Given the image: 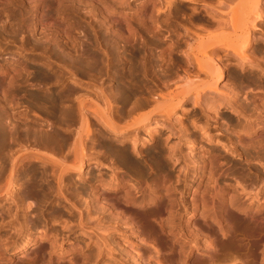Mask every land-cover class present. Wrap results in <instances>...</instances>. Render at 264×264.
<instances>
[{"label": "bare ground", "instance_id": "bare-ground-1", "mask_svg": "<svg viewBox=\"0 0 264 264\" xmlns=\"http://www.w3.org/2000/svg\"><path fill=\"white\" fill-rule=\"evenodd\" d=\"M11 1H16V0H11ZM11 1L10 0H0V13L2 12L5 13L7 9L12 10V7L15 4L14 2H12L14 4L13 5ZM56 1L61 6V3L63 2V0H56ZM107 1L102 2V4L104 3L103 4L104 6L102 7L103 10L101 11L99 10L100 14L98 15H96L95 13L96 5L94 6L93 5L94 3L93 4L90 3V4L95 7V10L92 9L94 8L93 6L91 7V10H90V8H88L89 5L87 7L88 3L87 4L85 3L86 7L85 6L84 7L90 10L89 15H91L90 18H92L94 22L99 21L100 23H102V21H104L106 23H111V24L114 23V25L117 23L118 24L123 23L125 27L127 28V31H129L128 33L130 34L131 41H133L132 42L133 45L132 46L130 45L132 43L129 42L130 40L129 38H128L129 40L127 38L125 39L126 43L129 42V45L133 48L134 56H136L137 58V55H138L137 53L140 52L138 48L139 46L137 47V45H139L137 44V41H139L138 39L141 38L145 40L144 37L151 34V32L153 31V30L151 31V29L154 28V27H150L149 20L152 19L153 22H155L154 21L155 19H153V17L154 16L159 17V15L162 13H165L167 9L165 8L166 10L165 11L163 9H156L157 8L155 7L156 5L150 6L151 3L154 4L155 0H107ZM156 1H159V0H156ZM164 1H166L167 4L166 3L165 4L167 5L166 7H168V9H172L173 6L176 7V0H164ZM185 1L193 3L192 2L193 0H183V2ZM221 1L222 0H220V2ZM46 2H48V0H26V3L28 5L24 6L25 3H23V4H17L14 7H17L19 11H21L22 22H24L25 24L24 26L27 29V32H30L32 34V38H34L35 41L36 40L40 42L45 41L47 45L49 43H54V44L59 45V40L60 41L62 40L65 43L62 46L59 45L60 47H58L61 53L64 54V52L66 53L67 50L69 54L71 53L70 51H75L76 53V50L78 49L76 47L78 45L77 46L75 44L73 46L69 45L70 40L74 38L72 34L73 35L75 34L71 30L73 28H71V25L69 26V24H68L69 27H67L66 24H63V25H66L63 27L64 28L63 29L60 26H57L55 22L52 21V18L50 20L49 19V16H50L49 8L51 9L50 7L51 5H48L49 6L48 8ZM70 2L72 4L75 2V0L70 1ZM91 2L93 1L91 0ZM225 2L228 5L233 4V6H230L229 10L227 8L228 11L223 10V9L221 11L219 10V13L221 12L223 13V15L227 14V18L229 16L228 20L225 17L222 18L218 15L220 17L219 18L218 16H216L217 11H218L217 9L220 8V7H217L220 4L219 2H218L219 4L217 3L218 5L216 6L217 9H215V7L211 5L212 9L210 8L208 9V11L206 10L207 11L206 15L208 12L210 14L212 13L210 16L212 21L216 20V21L221 22V20L225 18L223 22L227 23L226 27H225V24L222 25L223 23L222 24L219 23V24H216V27L218 25L219 29L221 27V30H215L216 28H214L212 30H215V31H212L210 29L213 28L212 25H215V24H212L211 25L212 27L207 30H206L207 24H205L204 29L206 30V32L208 31L207 35H205L206 34L205 31H203L204 34H201V32L198 31L197 33V30L196 32L195 30H193L195 36L199 38V40L197 39L198 41L195 40L197 42L196 43L197 45L194 43L193 39H192L193 43L190 40L191 44L189 42L182 44L180 40H179L180 42H170V43L165 44L166 46L164 47V51H166L167 53L169 52L170 59L173 57L172 59L174 60L176 56L178 57L177 60L180 59L177 62H181V64L179 63L178 69H181L180 71L183 72L182 76L179 75L180 72L178 73L177 70L171 71L169 70L170 67H168L167 70L164 71L163 77L159 78V82L158 80L154 81L156 82L154 84L155 87H152V86L150 87L148 86V84L139 83V81L137 80V77L141 76L142 74L140 73L141 74L140 75L139 73H137L138 72L137 70H136L137 72L135 71L136 73H134L133 75L131 74L132 75L131 79L133 77V81L131 79L130 81L133 82V85L131 87L129 85L130 92L126 93V95L128 94L126 96V99L129 100L133 98V102L131 106L127 107L128 106V105L126 106L127 103L121 104L120 106H118L117 102L121 100V96H120V99L116 102L117 104L115 106L111 105L112 104L111 101L108 104L109 99L107 98L110 95L108 96L107 93L105 92L106 93L105 97L103 96L101 98H104V100L107 99L106 104H108L109 106L105 109L103 105V109H101L102 107L101 108L99 107L98 109L99 105L102 106L101 105L102 103H101L95 106L98 110L90 109L94 106L93 105L94 103L91 104V106L92 105L93 106L90 107L89 104L87 103L88 101H85V99H81L80 97L81 96L83 97L84 93L83 95L78 96L79 99L77 100L74 99L75 97L73 98V96L76 95L75 91L78 92V89L71 90L69 88L70 92H74V95L72 96V98L73 100H76L77 103L76 101H74L76 104H73V105L71 104L72 106L70 105V107L68 106V108L64 106L66 107V109L62 108L64 111L61 110V108L58 105V107L60 108L58 109L63 112L62 114V112L60 111L62 116H59V117H62V118L65 117L67 122L69 121L68 124L72 122L79 123L78 130L80 129V131L76 132L75 134L73 133L74 135L70 132L72 128V127L71 128L69 127L71 126L70 124L68 126L69 129L64 130V129L57 127L58 129H54L55 131L53 133L50 132L51 134H46L44 136V133H39L41 132V129L39 128L41 127V125L42 126L44 125L41 124L39 126L40 123L38 124L37 120L36 121H34L33 119L30 120L29 116H30L31 111L29 113L27 110V113H28L27 114L25 111H21L20 109L10 110V109H7V106L3 102V104L6 106V107L4 106L3 109L5 108L6 112L2 109V107H1V110L6 113L5 116L8 118L9 122L14 124V126L17 128H21V126H25V128H27L28 130L26 129L27 134L25 133L24 134L27 137L34 136V138L33 137L32 138L34 139V143L37 146L35 148L37 149H33L34 147H29L27 149L25 148L22 149L23 148L22 147L21 148L22 150L13 149L12 146L15 145L16 147V145H19L21 141L23 144L22 137L21 139H19L20 137L17 138V136L16 138H14L15 137L14 134H12L14 135V137L11 134L10 136L6 130L7 126L6 127L4 126L7 123L4 124L3 121L2 123H0V208L4 209L3 211H5V208H7L6 206H9L6 204H10L12 209L15 208V210H13V213L11 212L9 213V211L11 210V207L8 208L6 210V211L9 210L7 212L8 215L7 213L3 212L6 215L4 216L5 218L6 217L11 218V219L9 218L10 219L9 221L7 219H6L7 221L4 220L5 219L4 217H3L4 219L3 220L1 219L2 221H0V264H2L3 261H6V264H13V261H15V256L19 253H20V258L30 260L33 264H36V263L38 264H59L60 259H62L63 257L67 255V254L61 253L56 259L54 258L45 259L46 258L44 256L45 254L43 253V256L45 257L43 258L42 256H40V252H42L45 246H47L51 251H53L56 247L58 248L60 244L59 238L62 237L61 241L63 240L64 242L66 239H69L70 237H66V235L61 236L60 234H56L55 228L51 229L53 231L49 232V230L41 229V228L39 230L36 227L39 230L38 234H35L32 232L31 234H27L28 227L20 223L22 222L20 221L21 218L24 219L27 211L28 210L30 211V208H31L30 205L25 206V204L22 203V201L19 199L20 198L19 195H18L19 198H17L16 195L18 193L15 194L16 192H18L19 186L21 185V184L20 185L18 184L19 178L23 177V176L19 177L21 172H22L21 175H24L27 180V183H26L27 185H25V188L27 190L26 196H25L26 198L30 197V198H34L38 200V198L42 197L43 199L44 197L46 199L47 198L46 196L50 194V192L53 191V194H50V197L54 195L55 193L56 195L53 198L59 197V199L62 198L68 201L69 199H67V196H65L66 193L64 191H66L70 182L75 180V178L84 179L83 176L87 174L86 168L88 167L89 163L94 158H95L94 160L98 162L94 164V166L97 164L96 167L94 168L100 169V171L98 174L94 175L92 180L88 181L86 179L88 183H87V186L85 187L84 194L87 195L88 197V201L86 199L87 203L85 206L86 209L89 210L88 214L86 215L87 223L85 222L86 217H84L85 214H83L82 207L77 205L76 202L72 203L69 201L70 209L69 208L68 209L71 211V215H73L74 217H77L76 226L74 228L84 231L85 233L90 235L89 237L96 238V242L98 243L97 245H99V247L97 246L98 247L97 248L98 249L97 258H101L100 262L106 256L114 257V252H116L115 250L117 249L119 250L120 248L119 246L123 244L124 246H121L120 250L122 248H125L123 252L125 254V258L128 259V262L132 264H195V263L222 264L224 261L223 259L220 260L221 257L219 258V252L222 251V248L225 249V247L230 245L233 247L234 249L233 251H235L238 255V257H234V258L238 259L239 264H264V176L262 175L261 170H260V167L264 169V96L262 97L258 92H254V90H253V93L251 91V94L249 92L247 93L245 92L247 94L248 101L245 103L244 102L240 103L238 101V97L241 93L240 92L241 89L240 91L237 90L240 87H237L235 84H232L233 86L230 84L226 85L228 83L227 82L228 80L226 81L227 82L225 84L226 86L225 85L224 87L221 86V84L223 83V81H225L228 75L227 69L230 68L229 67L230 65L232 66L235 65L234 68L235 67L239 68L242 70V72L243 70L245 69L247 70L250 68V70H252L251 72L249 71V73H251V76L252 74H255L257 72H259V75H264V69H262L263 66L261 68V64H260L261 60L258 61L257 57H254L256 55L254 56L252 55V53L259 54L257 53V51H261V48L262 49L264 48V38L260 39L259 38L260 36L258 37V39L256 38V40L253 38V34L255 32H258L260 29H262V26L264 25L262 24L264 22V8H260L259 6L260 5L259 3L261 2V0H238V1L237 0H226ZM18 3L20 2L18 1ZM134 3L135 4L138 3V5H136L135 7ZM209 3H212V2H209ZM59 5L58 6L56 5V7H59ZM66 5L65 7L67 8ZM158 6H160V4ZM65 7H64V10L66 9ZM221 7H222V4H221ZM81 8L82 7H80V9ZM191 8L193 9V7ZM108 10H111L112 12ZM15 11L16 10H14L13 12ZM58 11L60 14L62 13L61 7L58 8ZM111 13H117L119 17L116 20L115 18H113L114 19L113 20L111 17ZM132 13L133 14L141 13L140 14L141 17L143 16L142 13L144 14L143 16L144 18H142L140 22L141 23L140 25H142L141 28L135 27L134 23H136V20L133 18L135 20L133 23L132 22L133 19L129 16ZM156 13L158 14V16H156L157 15ZM166 13L170 14L168 12ZM166 13H165V16L167 18L169 16L166 15ZM63 14L64 12L62 13V15ZM85 14L86 13H84L83 15ZM86 16H88V14ZM185 16H183V18ZM99 17H101V20L99 19ZM166 18L164 17L163 21H166L167 20ZM137 19H139L140 21V18L137 17ZM74 20H77V19H74ZM197 20L198 19L196 18V21ZM196 21H194L193 19V22H196ZM56 22L57 23L59 22V25H60L61 22L62 23L65 22V19H62L61 21L57 20ZM75 22L76 21H74V23ZM157 22L158 20L156 21V24ZM258 23L262 25L261 28L259 27L260 25H258ZM199 24H202V22H200ZM63 25L61 24V26ZM229 25L231 26L233 31L231 28H229L230 27ZM222 26H224V29L225 28L227 30L231 29L230 32H228L229 30L228 31L226 29L224 30ZM191 27L193 28L195 27V25L194 26L192 25ZM197 27L195 29H197ZM203 27H204V24H203ZM189 29L190 27L187 28L188 31ZM199 29H200V26H199ZM19 30L21 31L22 28ZM38 31H40V34L37 33ZM261 31H263V29ZM172 32H169V33H172ZM153 33L155 32L153 31ZM190 33H192L191 30H190ZM112 34H113V31H112ZM116 34L118 35V38L125 37L120 32ZM190 37L192 38L193 36L190 35ZM37 44H40V43H37ZM183 45L185 46V49H183ZM47 49H48V46L46 50ZM28 50H31V49L28 48ZM161 50L163 51V48ZM252 50L254 52L251 53ZM57 51H56V55L57 57L61 59L60 52L58 54ZM164 51L161 53L164 54ZM132 52L130 51V53ZM87 53H89V51ZM54 54L55 53H53V55ZM174 54H176L175 57H174ZM161 55L162 54H160V56ZM261 55H264V54H261ZM91 57L92 55L89 58ZM136 58L134 59V61L137 60ZM138 58H139V55H138ZM62 60H65V58ZM81 61H82L81 59H79V61L77 60L79 64L81 63ZM145 61L146 60H144V62ZM262 61L264 63V58ZM170 62H173V61L171 60ZM66 63L67 61L64 64ZM138 65H136V67H138ZM145 65L146 64H144V68H145ZM26 67H28V64ZM20 69L22 70V68ZM21 70L20 71L14 70L15 72H13V76L8 77L9 79L8 78L3 79V81L0 82V90H2L1 91L2 94H0L1 95L0 103H2L3 99L4 101L9 99V98L6 99L7 97L6 95L8 91L11 92L13 90L14 86L18 85L17 87L22 88L27 83L28 80H26L27 78L26 79L23 78V72H21ZM4 71L5 70H3L2 66H0V74L1 73L5 74ZM8 71L9 70H6V73ZM139 72H141V70ZM245 72H248V70ZM260 72H262L263 74H260ZM58 73L59 74L62 73L61 77L63 79L65 78V75L62 69ZM74 73L76 72L74 71ZM86 75H87V72H86ZM148 75H149V72L148 74L146 72L143 73V76L145 78H147ZM61 77H59V79ZM237 77L239 78L240 75L236 76L235 78ZM94 78L96 77L94 76ZM156 78L158 77L156 76ZM79 79L80 78L78 77V80ZM89 79L91 80V78ZM109 79H111V77H109ZM259 79L261 78L259 77ZM259 79L255 77V81L254 79L252 80L256 84V82H258ZM250 80L251 79H249V81ZM46 81L47 80H45V82ZM95 81L93 82L95 83ZM100 81H104V79ZM54 82L58 83L56 81ZM97 82L96 84H98ZM131 82L130 84H132ZM47 83H50V82H47ZM258 84L260 85L261 83H258ZM32 86L34 87V85ZM98 87L96 89H98ZM80 91L81 89L79 90V92ZM13 93L14 92H12V94ZM97 93L96 94L94 93V94L97 95L98 97ZM67 94L68 93H66V95ZM70 94L72 95L73 93H70ZM11 95L9 94L8 96L10 97ZM103 95H104V92H103ZM68 96L70 95L68 94ZM88 96H89V93H88ZM12 99H13V95H12ZM98 99L100 100V98ZM10 100H8L7 102H9ZM33 100H35L36 105L41 106V107L43 106L42 109H44V107L46 106L47 107L46 109L49 110L48 111L45 109L46 113L49 114L48 112H50V116L51 114L55 115L56 110L58 111L57 105H56V97L54 95L52 98H49L48 96L46 98H41L39 94V95H35ZM59 100L62 101V98H60ZM121 102L123 103V101ZM14 104H17V102H14ZM58 104L61 105L62 103H58ZM189 104L192 105L191 108L188 107ZM1 105L2 104H0V106ZM11 105L9 106L11 107ZM39 109L41 108L39 107ZM89 113L94 114L93 116H95L96 118H93V119L98 120L100 124L99 126L102 129L101 130V141L99 143V146L100 148H102L103 152L101 151V154H99L98 156L95 155L96 157H94L93 155H89L90 153H87V150H86L87 144H85L87 143L86 139H90L91 142L94 141L95 139L93 135V132H95V130L92 131L91 125L93 122L91 121V116ZM39 117H42V116H39ZM65 118H64V121H66ZM186 118H190L192 121L189 122L188 120L189 123L185 124ZM193 118L195 119L193 120ZM42 119L44 118L42 117ZM56 119H58V115ZM59 120H61V118ZM199 122L200 123L202 122L203 124L201 125ZM55 123L57 124V121ZM34 127H37V129L35 128L36 129L35 131H34ZM62 128H64V126ZM60 129L63 133L60 131H57ZM18 130H16L15 134H18L19 136H21L23 133L21 134L20 131L17 132ZM42 130L44 129L42 128ZM213 130L215 131L214 133H213ZM33 131L34 133H32ZM18 139H19V142H18ZM23 139H27V138H23ZM24 141L26 142V140ZM28 142H31V141L29 140ZM35 144L33 146H35ZM208 144H215L217 146H220L222 150L216 147H211ZM66 147L68 150L66 149ZM185 147H187L186 149L191 148L190 150L191 152L189 154L187 153L185 154L184 152ZM46 151H48V153ZM94 152L92 150V154ZM227 153L231 154V156H235L236 158L246 159L249 171H251L256 176L255 181L257 182L254 183L256 187V188L254 187L255 189L254 191H250L251 189L247 190L248 186L246 188L243 186H240L241 184H238L239 182L237 184H233L229 182H222L220 180L221 177H224V175H226L227 172H229V170L231 169L230 157ZM37 163L39 164L41 163L43 166H48L49 173H47L48 171L47 172L40 171L36 169L35 166H34L35 170H31L32 172L31 171L28 172L27 170H24V171L22 170L23 168H25V166H29V165L31 166ZM27 169L29 168L27 167ZM177 171H180L178 175H176ZM215 173H217L218 175L216 179L214 178V180L212 181ZM48 179H50V181ZM205 179H207L206 182L204 181ZM40 182L42 183L39 184ZM191 182H194L196 184V187L194 186L195 188L189 185ZM256 183H259L260 186L259 184L257 185ZM44 185L46 187H44ZM250 185H253V184H250ZM188 190L190 194V199H187V195H186ZM48 199L50 200V198ZM40 201L42 202L43 200H40ZM4 202H7V203L4 204ZM95 214L97 215L95 216L96 218H94ZM195 218H198V220L195 221ZM91 220L93 221V224L95 222L99 223V227H101L100 229L101 232L99 234H95L94 233L95 230L93 231L91 229L92 226H91V223H89ZM95 224L98 225L97 223ZM32 229L34 230V228ZM25 232L27 233L25 234ZM70 232L74 233L75 231L71 230ZM26 237L28 238L27 242L22 246V248H20L19 247L20 241ZM53 237H55L54 240H52ZM81 241L83 240H81L80 237H78L77 242H73L71 243V245L68 246L69 254H77L75 257L73 256V258L71 257L70 264H77L78 258L82 259L87 254L84 248H82V245L80 243ZM128 241L131 243L130 245H126ZM36 244H40L39 246L40 250H36L37 251L36 253L34 252L33 256L35 257L32 259L30 253L29 254L27 253L29 249L28 247L30 245L32 246ZM143 245H145V249L141 247ZM115 247L116 248L118 247V248L115 249Z\"/></svg>", "mask_w": 264, "mask_h": 264}, {"label": "rangeland", "instance_id": "rangeland-1", "mask_svg": "<svg viewBox=\"0 0 264 264\" xmlns=\"http://www.w3.org/2000/svg\"><path fill=\"white\" fill-rule=\"evenodd\" d=\"M11 1V0H10ZM16 1H17V3H16ZM16 1H11V3L12 2H14V4L15 5H17V4H23V3H25L24 4V6H26V5H28L27 3H26V0H16ZM18 1L20 2V3H18ZM24 1V2H23ZM56 1V0H55ZM55 1H53V0H48V2H46V4H47V6L48 5H51L50 7H51V9L49 8V6H48V8H49V19L51 20V18H52V21L53 22H55V24L57 25V26H60L61 28H63L64 26H66L67 25V27H69L70 25H71V28H73V29H71L72 31H73V33H75L74 35L72 34V36L74 37L73 39H71L70 40V42H69V45H78L77 47L76 46H74V47H76V48H78L77 50H76V53H75V51H70L71 53L70 54H72V55H70L69 54V52H68V50L66 51V53L64 52V54L63 53H61L60 51H59V48L58 47H60V46H62L65 42L64 41H60L59 40V45L58 44H54V43H49L48 45H47V43H45V41H38V40H36L35 41V39L34 38H32V34L30 33V32H27V29L25 28V24H24V22H22V16H21V11H19V9L17 8V7H12V10L11 9H7L6 10V12L4 13V12H2V13H0V66H2V68H3V70H5L4 72H5V74H0V82H2L3 81V79H6V78H8V77H11V76H13V72H15L14 70H17V71H20L21 69L20 68H22V70H21V72H23V78H27L26 80H28L27 81V83L21 88V87H17L18 85H16V86H14L13 87V90L11 91V92H9L8 91V93H7V97H6V99H8V100H10L9 102H7L8 100H5L4 101V99H3V101H2V103H0V104H2L1 106H0V110H1V107H2V109H3V107L6 105L7 106V109H10V110H18V109H20L21 111H25L26 113H27V110H28V112L30 113V111H31V113H30V116H29V118H30V120L31 119H33L34 121H38V124H39V126L41 125V124H43L44 126H42L41 125V127L39 128V129H41V132H39V133H44V136L46 135V134H51V133H53L55 130L54 129H58V128H61V129H69V127L71 128V130H70V132L73 134H75L76 132H79L80 131V129L78 130V128H79V123H70L71 124V126H69L70 124H68L69 123V121L67 122V120H66V118H65V120L66 121H64V118H62V117H59V116H62V114H63V112L61 111V110H63L62 108H64V109H66V107L68 108V106L70 107V105L72 104H76L77 103V99H79V97L78 96H81V95H83V93H84V96L82 97H80L81 99H85V101H88L87 103L89 104V106L90 107H92L93 105V107L92 108H90V109H97L95 106H97V105H99V104H101L102 106H98V109H99V107L101 108V109H103V105H104V108L106 109L109 105V103H110V101H111V105H116L117 103V105L118 106H120L121 104H125V103H127L126 104V106L127 107H129V106H131V104H132V102H133V98L132 99H126V96L128 95H126V93H129L130 92V87L133 85V82H131L130 81V79H131V76L134 74V73H136L137 71V73H141L140 75L141 76H138L137 77V80L139 81V83H143V84H148V86H152V87H155V83L156 82H154V81H157L158 80V82H159V78H161V77H163V74H164V71L165 70H167V68L168 67H170L169 68V70H171V71H176L177 70V72L179 73V75H183V72L182 71H180L181 69H178L179 67V63L181 64V62H177V61H179L180 59H178L177 60V56H176V54H174V57H175V59L173 60L172 58L170 59V57H169V52L167 53L166 51H164V47L166 46L165 44H167V43H170V42H182V44L183 43H186V42H189L190 43V40H191V42L193 43V40H194V43L196 44L197 42L196 41H198L199 40V38L197 37V36H195V34H194V32H193V30H195V32H196V30H197V33H198V31L199 32H201V34H204L203 33V31H205L206 32V30L207 29H209V28H211L212 26H213V28H211L210 30H212V29H214V28H216L215 30H221V27H220V29H219V26L217 25V27H216V24H219V23H223L222 25H224L225 24V27H226V25H227V23H225V22H223V20L225 19V18H227V14H224L223 15V13H219V10L221 11L222 9L223 10H227V8H228V10H229V7L230 6H233V4H230V5H228L224 0H222L221 2H220V0L216 3V5L214 4H212V3H207V1L205 2L204 1V3H206V4H210V8L212 7V6H214L215 7V9H217V7H220V8H218L216 11H217V15L216 16H220V17H225L224 19H222L221 20V22H219V21H212V19H211V14L208 12L207 13V15H206V12L208 11H203V10H201V9H199V6H197V5H193L194 6V8L192 9V8H186V3H188L187 1H185V2H183V0H176V7H177V9H176V7H172V9H168V7H166L167 5V3H166V1H164V0H159V1H156L155 0V2H154V4L153 3H151V5L150 6H154V5H156L155 7H157L156 9H163V10H165V8L167 9V11L166 12H168V13H170V14H167L166 12V15H168L169 17H167L166 18V16H165V13H162V14H160L161 16H162V18H161V16L159 15V17H153V19H155L154 21L155 22H153V20H152V22H151V20H149V22H150V27H154V28H152L151 29V31L153 30L155 33H153V31L151 32V34H149L148 36H145L144 37V39L146 40V42H145V40H143V39H141V38H139L138 40L139 41H137V44H139V45H137V47L139 48V51L140 52H138L137 54L139 55V58H138V55H137V58H136V56H134V51H133V48L131 47L132 45H133V41H131V37H130V34L128 33L129 31H127V28L125 27V25L123 24H121V23H117V24H115L114 25V23H106V22H104V21H102V23H100L99 21L98 22H94V20H92V18H90L91 17V15H89L90 14V10H91V7L94 5H96L95 7H96V10H95V7L94 8H92V9H94L95 10V13H96V15H98V14H100V12H99V10L101 11V10H103L102 9V7L104 6L103 4H102V2L104 1V2H106L107 0H92L93 2H91V0H75V2L74 3H72L71 4V2L70 1H74V0H63V2L65 3H61V6L57 3V1L55 2ZM69 1V2H68ZM78 1H79V3H78ZM87 1V2H86ZM99 3H97V2ZM100 1H101V3H100ZM162 1V2H161ZM178 1H179V3H178ZM182 1V2H181ZM201 2V0H193L192 2ZM212 1V0H211ZM214 1V0H213ZM238 1V0H237ZM264 0H261V2L259 3L260 5V8H264V2H263ZM82 2V3H81ZM108 2V1H107ZM161 2V3H160ZM203 2V1H202ZM209 2V1H208ZM69 3V4H68ZM84 3V4H83ZM87 4V7H88V5H89V7L88 8H90V10L88 9V8H85L86 7V4ZM93 4V5H91V4ZM166 3V4H165ZM233 3H235V2H233ZM263 3V4H262ZM67 4V5H66ZM82 4H83V6H82ZM101 4H102V6H101ZM111 4V3H110ZM135 4V3H134ZM160 4V6H158ZM221 4H222V7H221ZM224 4V5H223ZM56 5L58 6L59 5V7H61V11H62V13L64 12V16L62 15V13L60 14L59 13V11H58V8L59 7H56ZM65 5L67 6V8L65 7ZM72 5V6H71ZM74 5V6H73ZM100 5V6H99ZM136 5H138V3L137 4H135V7H136ZM212 5V6H211ZM218 5V6H217ZM55 8H54V7ZM62 6H64L66 9V11L64 10V7H62ZM85 6V7H84ZM217 6V7H216ZM225 6H227V7H225ZM262 6V7H261ZM77 7V8H76ZM80 7H82L81 9H80ZM99 7H100V9H99ZM161 7V8H160ZM198 9H197V8ZM76 8V9H75ZM174 8H175V10H174ZM183 8V9H182ZM185 8V9H184ZM210 8H208V9H210ZM225 8V9H224ZM55 9V10H54ZM72 9V10H71ZM88 9V10H87ZM189 9V10H188ZM192 9V10H191ZM196 9V10H195ZM212 9V8H211ZM14 10H16L15 12H13ZM60 10V9H59ZM71 10V11H70ZM76 12H75V11ZM78 10V11H77ZM186 10V11H185ZM195 10V11H194ZM227 10V11H228ZM58 11V12H57ZM60 11V12H61ZM82 11V12H81ZM108 11H110V12H112L111 10H108ZM120 11V10H119ZM175 11V12H174ZM179 11V12H178ZM226 11V12H227ZM20 12V13H19ZM52 12H53V14H52ZM80 12V13H79ZM99 12V13H98ZM174 12V13H173ZM177 12V13H176ZM184 13V15H183V13ZM187 12V13H186ZM200 12V13H199ZM7 13V14H6ZM14 13V14H13ZM84 13H86L85 15H83ZM172 13V14H171ZM16 14V15H15ZM72 14V15H71ZM88 14V16H86ZM141 13H132V14H130L129 16L133 19H135L136 20V23H134V19L132 20V22L134 23V25H135V27H139V28H141L142 27V25H140L141 23V20H142V18H144L143 16H144V14L142 13V17H141V15H140ZM157 14V13H156ZM164 14V15H163ZM176 14V15H175ZM178 14V15H177ZM208 14H210V15H208ZM5 15V16H4ZM70 15H71V17H70ZM80 15V16H79ZM140 15V16H139ZM173 15V16H172ZM186 15V16H185ZM190 15V16H189ZM192 15V16H191ZM196 15V16H195ZM202 15H204L203 17H202ZM206 15V16H205ZM223 15V16H222ZM65 16H66V18H65ZM69 16V17H68ZM74 16V17H73ZM86 16V17H85ZM156 16H158V14L156 15ZM178 16V17H177ZM183 16H185V17H187V18H183ZM208 16V17H207ZM218 16V17H219ZM76 17V18H75ZM111 17H112V19L113 18H115V20L119 17V15L117 14V13H111ZM137 17L138 18H140V21H139V19H137ZM164 17L167 19V20H169V21H163L164 20ZM171 17V18H170ZM174 17V18H173ZM182 17V18H181ZM200 17V18H199ZM219 17V18H220ZM55 18V19H54ZM77 19V20H74V19ZM82 18V19H81ZM87 18V19H86ZM159 18V19H158ZM169 18V19H168ZM190 18V19H189ZM196 18L198 19L197 21H196ZM228 18H229V16H228ZM228 18H227V20H228ZM20 19V20H19ZM62 19H65V22H61L60 23V25H59V22L57 23L56 21L57 20H59V21H61ZM99 19L101 20V17H99ZM170 19H172V20H170ZM192 19V20H191ZM193 19H194V21H196V22H193ZM206 19V20H205ZM209 19V20H208ZM86 20V21H85ZM114 20V19H113ZM158 20V22H157V24H156V21ZM177 20V21H176ZM186 20V21H185ZM72 21V22H71ZM74 21H76L75 23H74ZM138 21V22H137ZM179 21V22H178ZM192 21V22H191ZM210 21H212V22H210ZM165 22V23H164ZM171 22V23H170ZM175 22H177V23H175ZM186 23V25H185V23ZM200 22H202V24H199ZM215 22H217V23H215ZM17 23H18V25H17ZM28 23V22H27ZM26 23V24H27ZM78 23V24H77ZM98 23V24H97ZM152 23V24H151ZM160 23V24H159ZM162 23H164V24H162ZM169 23V24H168ZM175 23V24H174ZM181 23H183V24H181ZM191 23H193V24H191ZM195 23V24H194ZM260 23H262V22H260ZM260 23H258V25H260L259 27L261 28V24ZM61 24L63 25V24H66V25H63V26H61ZM68 24H69V26H68ZM91 24V25H90ZM137 24V25H136ZM154 24V25H153ZM172 24H173V26H172ZM177 24V25H176ZM191 24V25H190ZM198 24V25H197ZM203 24H204V27H203ZM205 24H207L206 25V30L204 29L205 28ZM212 24H215V25H212ZM262 24H264V22L262 23ZM13 25V26H12ZM15 25V26H14ZM78 25V26H77ZM109 25V26H108ZM138 25H140V26H138ZM159 25V26H158ZM171 25V26H170ZM179 25V26H178ZM194 26L195 25V27H191V26ZM202 25V26H201ZM212 25V26H211ZM23 26H24V28H23ZM75 26H77V27H75ZM155 26H156V28H155ZM160 28H158V27ZM177 26H178V28H177ZM184 26V27H183ZM198 26V27H197ZM199 26H200V29H199ZM230 26V25H229ZM13 27H15V28H13ZM18 27H20V28H18ZM75 27V28H74ZM168 27V28H167ZM174 27V28H173ZM189 28L190 27V29H189V31L187 30V28ZM197 27V29H195ZM228 27V26H227ZM12 28V29H11ZM22 28V32L19 30V29H21ZM171 28V29H170ZM173 28V29H172ZM192 28V29H191ZM218 28V29H217ZM222 28L224 29V26H222ZM229 28H231V26L229 27ZM64 29V28H63ZM95 29V30H94ZM110 29V30H109ZM115 29V30H114ZM155 29V30H154ZM157 29V30H156ZM179 29V30H178ZM182 29V30H181ZM226 29V28H225ZM224 29V30H225ZM232 29V28H231ZM230 29V30H231ZM262 29H263V31H264V25L262 26ZM262 29H260L258 32H255V33H257V34H253V38L256 40V38L258 39V37L261 39V38H264V32L263 31H261ZM175 30V31H174ZM190 30L192 31V33H190ZM201 30V31H200ZM209 30V31H210ZM215 30H212V31H215ZM227 30V29H226ZM229 30V29H228ZM227 30V31H228ZM230 30L228 31V32H230ZM14 31V32H13ZM26 33H25V32ZM112 31H113V34H112ZM114 31H116V32H114ZM161 31H162V33H161ZM173 31V32H172ZM188 31V32H187ZM232 31H233V29H232ZM118 32H120L121 34H123L125 37H121V38H118V35L116 34V33H118ZM166 32V33H165ZM169 32H172V33H169ZM38 34H40V31H38L37 32ZM77 33V34H76ZM115 33V34H114ZM175 33V34H174ZM207 33H208V31L206 32V34L205 35H207ZM263 33V34H262ZM14 34V35H13ZM31 34V35H30ZM153 34V35H152ZM157 36H156V35ZM117 35V36H116ZM165 35V36H164ZM181 35V36H180ZM190 35H192L193 37L191 38L190 37ZM262 35V36H261ZM77 38H76V37ZM129 36V37H128ZM154 38H153V37ZM163 36V37H162ZM180 38H179V37ZM255 36H257V37H255ZM30 37V38H29ZM120 37V36H119ZM147 37H149V38H147ZM158 37V38H157ZM75 38H76V40H75ZM128 39L129 40V42H131L132 44H130L129 45V42H127L126 43V40L125 39ZM161 38V39H160ZM162 38H164V39H162ZM176 38H177V40H176ZM31 39V40H30ZM152 39V40H151ZM158 39V40H157ZM168 39V40H167ZM193 39V40H192ZM198 39V40H197ZM148 40V41H147ZM156 40V41H155ZM161 40V41H160ZM171 40V41H170ZM180 40V41H179ZM189 40V41H188ZM196 40V41H195ZM3 41V42H2ZM5 41V42H4ZM38 41V42H37ZM144 41V42H143ZM155 41V42H154ZM158 41V42H157ZM262 41V40H261ZM33 44H32V43ZM44 42V43H43ZM139 42V43H138ZM144 44H143V43ZM154 42V43H153ZM164 42V43H163ZM263 42V41H262ZM2 43V44H1ZM34 43H40V44H34ZM149 43H151V44H149ZM157 43V44H156ZM161 43H162V45H161ZM24 44H25V46H24ZM27 44V45H26ZM128 44V45H127ZM149 44V45H148ZM152 44H154V45H152ZM160 44V45H159ZM191 44V43H190ZM261 44H263V43H261ZM36 45V46H35ZM56 45V46H55ZM144 45V46H143ZM149 46V48H148V46ZM197 45V44H196ZM24 46V47H23ZM31 46V47H30ZM47 46H48V49L46 50V48H47ZM81 46V47H80ZM141 46V47H140ZM163 46V47H162ZM29 49H31V50H28V48ZM46 47V48H45ZM57 47V48H56ZM142 47H144V48H142ZM159 47V48H158ZM40 49V50H38V49ZM43 48H45V49H43ZM52 48V49H51ZM54 48V49H53ZM120 48V49H119ZM163 48V51H164V54L163 53H161V52H163L161 49ZM20 49V50H19ZM42 49V50H41ZM57 49H58V51H57ZM80 49H82V50H80ZM119 50V51H117V50ZM145 49V50H144ZM152 49V50H151ZM183 49H185V46L183 45ZM264 49V48H263ZM262 48H261V51H257V53H259V54H256V53H252V52H254L253 50L251 51V53H252V55L254 56V55H256V56H254V57H257V60L259 61V60H261L260 62V64H261V68H262V66H263V68L262 69H264V63H263V58H264V55H261V54H264L263 52H264V50H263ZM33 50V51H32ZM38 50V51H37ZM46 50V51H45ZM154 50H155V52H154ZM262 50H263V52H262ZM40 51V52H39ZM56 51H57V53L59 54V52H60V55H61V59L59 58V57H57V55H56ZM78 51V52H77ZM89 51V53H87ZM130 51L132 52V53H130ZM32 52V53H31ZM37 52V53H36ZM43 52V53H42ZM46 52V53H45ZM50 52V53H49ZM52 52V53H51ZM81 52V53H80ZM117 52V53H116ZM147 52H149V53H147ZM53 53H55L54 55H56V56H54L53 55ZM90 53H92V54H90ZM146 53V54H145ZM162 54L161 56H160V54ZM77 55V57H76V55ZM82 54V55H81ZM84 54V55H83ZM89 54V55H88ZM153 54V55H152ZM48 55V56H47ZM50 55H52V56H50ZM64 57H63V56ZM81 55V56H80ZM88 55V56H87ZM92 55V57L91 58H89L90 56ZM119 55V56H118ZM146 55V56H145ZM166 57H165V56ZM259 55V56H258ZM66 56V57H65ZM83 56V57H82ZM85 56V57H84ZM87 56V57H86ZM96 56V57H95ZM156 56V57H155ZM158 56V57H157ZM163 56H164V58H163ZM263 56V57H262ZM63 57V58H62ZM69 59H68V58ZM82 57V58H81ZM98 57V58H97ZM146 57V58H145ZM160 57H161V59H160ZM167 57H169V58H167ZM65 58V60H62V59H64ZM76 58V59H75ZM88 58V59H87ZM95 58V59H94ZM137 59V60H135V61H137V62H139V63H137V62H135L134 61V59ZM145 58V59H144ZM6 59V60H5ZM42 59V60H41ZM53 59V60H52ZM55 59V60H54ZM58 59V60H57ZM61 61H63V62H61ZM74 59V60H73ZM79 59H81L82 61H81V63L79 64V62H77V60L79 61ZM131 59V60H130ZM148 59V60H147ZM154 61H153V60ZM169 59H170V61L172 60L173 62H174V64H173V62H170L169 61ZM50 60V61H49ZM71 60H72V62H71ZM88 60V61H87ZM99 60V61H98ZM144 60H146L145 62H144ZM167 60H168V62H167ZM176 60V61H175ZM56 62V63H54V62ZM59 61V62H58ZM67 61V63L66 64H64L65 62ZM85 61V62H84ZM131 61H132V63H131ZM163 61H164V63H163ZM26 62H27V64H28V67H26L27 66V64H26ZM44 62H46V63H44ZM61 62V63H60ZM70 62H71V64H70ZM90 62V63H89ZM93 62V63H92ZM97 63V64H95V63ZM152 62V63H151ZM4 63V64H3ZM63 63V64H62ZM69 63V64H68ZM74 63V64H73ZM107 63H108V65H107ZM135 63V64H134ZM162 63V64H161ZM172 65H171V64ZM177 63V64H176ZM47 64H48V66H47ZM51 64V65H50ZM54 64V65H53ZM57 64V65H56ZM61 64V65H60ZM73 64V65H72ZM83 64V65H82ZM88 64V65H87ZM112 64H113V66H112ZM139 64V65H138ZM144 64H146L145 65V68H144ZM148 64V65H147ZM170 64V65H169ZM24 65H26V66H24ZM55 65H56V67H55ZM59 65V66H58ZM65 65V66H64ZM79 65H81V66H79ZM95 67H94V66ZM136 65H138V67H136ZM149 65H151V66H149ZM160 65H161V67H160ZM168 65V66H167ZM175 65V66H174ZM234 65V64H233ZM7 66V67H6ZM23 66V67H22ZM51 66V67H50ZM69 66H70V68H69ZM74 66V67H73ZM79 66V67H78ZM83 66V67H82ZM84 66H86V67H84ZM111 66V67H110ZM142 66V67H141ZM157 66V67H156ZM235 66V65H234ZM234 66H232V65H230L229 67V69H227V73H228V75H227V77H226V79H225V81H223V83L221 84V86H223L224 87V85L226 84V85H228V84H230V85H232V84H235L237 87H240V88H238L237 90L238 91H240V89H241V93H240V95H239V97H238V101L240 102V103H242V102H247L248 100H247V92H249L250 94H251V91H252V93H253V90H254V92H258L262 97L264 96V75H259V72H257V73H255V74H252V76H251V73H249V71L251 72L252 70H250V68L249 69H247L248 70V72H245V71H247L246 69L245 70H243V72H242V70L241 69H239V68H234ZM6 67V68H5ZM50 67V68H49ZM66 67V68H65ZM111 69H110V68ZM119 69H118V68ZM123 67H125V68H123ZM132 67V68H131ZM152 67V68H151ZM160 67V68H159ZM8 68V69H7ZM27 68V69H26ZM84 68V69H83ZM88 70H87V69ZM89 68H90V70H89ZM96 68V69H95ZM100 68H102V69H100ZM108 68V69H107ZM117 68V69H116ZM121 68V69H120ZM123 68V69H122ZM136 68V69H135ZM142 68H144V69H142ZM150 68V69H149ZM165 68V69H164ZM26 69V70H25ZM61 69L63 70V72H64V75H65V78L63 79L61 76H62V73H58V72H60L61 71ZM80 69V70H79ZM145 69H146V71H145ZM239 69V70H238ZM6 70H9L7 73H6ZM27 70H28V72H27ZM60 70V71H59ZM72 70V71H71ZM79 70V71H78ZM82 70V71H81ZM84 70V71H83ZM86 70V71H85ZM99 70H101V71H99ZM116 70V71H115ZM127 70V71H126ZM131 70V71H130ZM132 70H134V71H132ZM137 70V71H136ZM141 70V72H139ZM157 70V71H156ZM236 70V71H235ZM241 70V71H240ZM41 71V72H40ZM43 71V72H42ZM57 71V72H56ZM67 71V72H66ZM71 72V74H70V72ZM74 71L76 72V73H74ZM90 71H91V73H90ZM118 71V72H117ZM129 71V72H128ZM136 71V72H135ZM39 72H40V74H39ZM65 72H66V74H65ZM81 72V73H80ZM85 72V73H84ZM86 72H87V75H86ZM96 72H98V73H96ZM101 72V73H100ZM103 72H105V73H103ZM107 72V73H106ZM121 72V73H120ZM126 72V73H125ZM131 72V73H130ZM133 72V73H132ZM147 73L148 74V72H149V75L150 74H152V75H150V77H149V75L147 76V78H149V79H147V78H145L144 76H143V73ZM152 72V73H151ZM158 72V73H157ZM238 72V73H237ZM11 73H12V75H11ZM28 75H26V74ZM30 73H31V75H30ZM34 73V74H33ZM47 75H46V74ZM74 75H73V74ZM79 73H80V75H79ZM88 73H90V74H88ZM93 73V74H92ZM109 73H110V75H109ZM128 73V74H127ZM157 73V74H156ZM248 73H249V75H248ZM38 74V75H37ZM59 74V75H58ZM76 74H77V76H76ZM83 74V75H82ZM103 74V75H102ZM104 74H105V76H104ZM113 74V75H112ZM132 74V75H131ZM154 74V75H153ZM156 74V75H155ZM234 74V75H233ZM240 75V77L238 78H235L236 76H239ZM256 74H258V75H256ZM260 74H263L262 72H260ZM2 75V76H1ZM7 75H9V76H7ZM33 75V76H32ZM97 75V76H96ZM130 75V76H129ZM32 76V77H31ZM53 76V77H52ZM94 76L96 77V78H94ZM101 78H100V77ZM142 76H143V78H142ZM156 76L158 77V78H156ZM235 76V77H234ZM242 76V77H241ZM41 77H43V78H41ZM47 77V78H46ZM54 77H55V79H54ZM59 77H61L60 79H59ZM78 77L81 79H79L78 80ZM82 77H84V78H82ZM98 77V78H97ZM109 77H111V79H109ZM118 77V78H117ZM124 77V78H123ZM129 77V78H128ZM141 77V78H140ZM155 79H154V78ZM235 79H234V78ZM251 77V78H250ZM255 77L256 78H258L259 79V77L261 78V79H259V80H261V81H259L258 80V82H256V84L254 83V81H255ZM263 77V78H262ZM29 78V79H28ZM44 78H46V79H44ZM58 78V79H57ZM89 78H91V80L89 79ZM95 79V80H93V79ZM127 78V79H126ZM9 79V78H8ZM19 79H20V77H19ZM42 79H44V80H42ZM52 79V80H51ZM102 79H104V81H100V80H102ZM153 81H152V80ZM238 79V80H237ZM241 79V80H240ZM249 79H254V81L252 80V82H251V80L249 81ZM45 80H47L46 82H45ZM58 80V81H57ZM78 80V81H77ZM89 80V81H88ZM99 80V81H98ZM118 80V81H117ZM122 80V81H121ZM125 80V81H124ZM132 81H133V77H132V79H131ZM146 80H148L149 81V83H148V81H146ZM151 80V81H150ZM228 80V81H227ZM247 80V81H246ZM36 81V82H35ZM40 81V82H39ZM42 81H44V82H42ZM52 81V82H51ZM54 81H56V82H58V83H55ZM84 81V82H83ZM93 81H95V83L93 82ZM98 81V82H97ZM129 81V82H128ZM227 81V82H226ZM233 81V82H232ZM237 81V82H236ZM241 81V82H240ZM246 81V82H245ZM31 82H32V84H31ZM47 82H50V83H47ZM78 82H80V83H78ZM96 82L98 83V84H96ZM124 82V83H123ZM130 82L132 83V84H130ZM144 82H146V83H144ZM225 82V83H224ZM247 82H249V83H247ZM34 83V84H33ZM47 83V84H46ZM51 83H53V84H51ZM59 83H60V85H59ZM64 83V84H63ZM78 83V84H77ZM85 83V84H84ZM88 83V84H87ZM258 83H261L260 85L258 84ZM29 84V85H28ZM37 84V85H36ZM39 84V85H38ZM58 85V86H56V85ZM91 84H93V85H91ZM120 84V85H119ZM124 84V85H123ZM241 84H243V85H241ZM254 84V85H253ZM32 85H34V87L32 86ZM51 85V86H50ZM96 85H98V86H96ZM103 85V86H102ZM123 85V86H122ZM129 85H130V87H129ZM225 85V86H226ZM239 85V86H238ZM247 85H249V86H247ZM26 86H28V87H26ZM69 86V87H68ZM73 86H75V87H73ZM100 86H101V88H100ZM118 86V87H117ZM233 86V85H232ZM250 86H251V88H250ZM17 87V88H16ZM91 87V88H90ZM98 87V89H96ZM111 87V88H110ZM243 87V88H242ZM253 87V88H252ZM259 87V88H258ZM20 88V89H19ZM31 88V89H30ZM35 88V89H34ZM41 88V89H40ZM44 88V89H43ZM71 90H73V89H78V92H76L75 91V94L76 95H74V92H70V89ZM117 88V89H116ZM245 88H247V89H245ZM15 89H17V90H15ZM28 91H27V90ZM33 89V90H32ZM43 89V90H42ZM63 89V90H62ZM81 89V91L79 92V90ZM102 91H101V90ZM109 89H111V90H109ZM126 89V90H125ZM243 89V90H242ZM249 89H251V90H249ZM259 89V90H258ZM53 90V91H52ZM57 90V91H56ZM98 90V91H97ZM109 90V91H108ZM115 90H117V91H115ZM129 90V91H128ZM257 90V91H256ZM261 90V91H260ZM263 90V91H262ZM1 91L2 90H0V94H2L1 93ZM34 91V92H33ZM84 91V92H83ZM120 93H119V92ZM125 91V92H124ZM260 91V92H259ZM12 92H14L13 94H12ZM25 92V93H24ZM49 92V93H48ZM81 92H82V94H81ZM86 92H88L89 93V96H88V93H86ZM98 92V93H97ZM102 92V93H101ZM103 92H104V95H103ZM107 93V95L109 96L107 99H109V101H108V104H106L107 102V99L106 100H104V98H101V97H105V95H106V93ZM114 94H113V93ZM116 92V93H115ZM125 94H124V93ZM246 92V93H245ZM66 93H68L70 96H68V94L66 95ZM70 93H73L72 95L70 94ZM97 93L98 94V97H97V95H95V94ZM13 95V99H12V95L9 97L8 95ZM16 94V95H15ZM25 94V95H24ZM40 94V97L41 98H46L47 96L49 97V98H52L53 97V95L56 97V105H57V109L60 107L61 108V110H59L58 109V111L60 112H62V114H61V112L59 113L57 110H56V114L55 115H52L51 114V116H50V112H48L49 114H47L46 113V110H48V109H46L47 107L45 106L44 107V109H42V107L41 106H38V105H36V102H35V100H33L34 99V97H35V95H39ZM63 94H64V96H63ZM79 94V95H78ZM85 94H86V96H85ZM119 96V98H118V96ZM122 94V95H121ZM27 95V96H26ZM57 95V96H56ZM74 95V96H73ZM99 95H100V97H99ZM102 95V96H101ZM243 95H245L246 96V98H245V96H243ZM1 96V95H0ZM18 96V97H17ZM33 96V97H32ZM44 96V97H43ZM59 96H60V98H62V101H60L59 99ZM63 96V97H62ZM66 96H68V97H66ZM72 96H73V98L74 99H76V100H73V98H72ZM94 96V97H93ZM120 96H121V100H119L120 99ZM26 97V98H25ZM30 97V98H29ZM32 97V98H31ZM24 98V99H23ZM66 99V100H64V99ZM88 98V99H87ZM94 98V99H93ZM98 98H100V100L98 99ZM68 99V100H67ZM96 99V100H95ZM104 101H102V100ZM111 99V100H110ZM113 99V100H112ZM115 99V100H114ZM71 100V101H70ZM119 100V101H118ZM240 100H242V101H240ZM30 101V102H29ZM32 101V102H31ZM57 101H58V103H62L61 105L60 104H58L57 103ZM66 101V102H65ZM69 101V102H68ZM72 101H73V103H72ZM74 101H76V103L74 102ZM95 101V102H94ZM102 101V102H101ZM118 101V102H117ZM121 101H123V103L121 102ZM127 101V102H126ZM0 102H1V99H0ZM3 102L5 103V105L3 104ZM14 102H17V104H14ZM97 102V103H96ZM99 102V103H98ZM117 102V103H116ZM9 104V105H11V107L9 106V105H7V104ZM30 103V104H29ZM94 103V104H93ZM106 105H105V104ZM19 104V105H18ZM21 104V105H20ZM27 104V105H26ZM35 104V105H34ZM68 104V105H67ZM91 104H93L92 106H91ZM96 104V105H95ZM130 104V105H129ZM15 105V106H14ZM58 105H59V107H58ZM71 105V106H72ZM5 106V107H6ZM35 108H34V107ZM62 106V107H61ZM64 106H66V107H64ZM10 107V108H9ZM13 107V108H12ZM32 107V108H31ZM39 107L42 109V111H41V109H39ZM188 107L189 108H191L192 107V105L191 104H189L188 105ZM187 107V108H188ZM23 109V110H22ZM46 109V110H45ZM97 109V110H98ZM100 109V110H101ZM4 111H5V108L3 109ZM45 112H44V111ZM95 110H93V111H95ZM33 111V112H32ZM36 111H37V113H36ZM41 113H40V112ZM49 111V110H48ZM64 111V110H63ZM6 112V111H5ZM5 112H3L2 110L0 111V114L2 113H4L2 116L0 115V123H2V121H3V123L5 124V123H7V124H3L6 128V130H7V132H8V134L10 135H12V134H14L15 135V137H14V135H12L14 138H16V136H17V138L18 137H20L19 139H21V137H22V140H23V144H22V141L19 143V145H16V147H15V145L14 146H12L13 147V149H17V150H22V149H27V148H29V147H34L33 149H37V148H35V147H37L36 146V144L34 143V136H29V137H27L25 134H27L26 132V129L27 128H25V126H21V128L22 129H24V130H22L21 128H17V127H15L14 126V124H12V123H10L9 122V120H8V118L5 116ZM34 113H36V114H38L39 116H42L44 119H42V117H39L38 115H36V114H34ZM43 113V114H42ZM46 113V114H45ZM28 114V113H27ZM32 114V115H31ZM41 114V115H40ZM90 114V116H91V121L94 123V125H93V123H92V125H91V128H92V131H94L95 130V132H93V135H94V137H95V139H94V141H92L91 142V140L90 139H86L87 140V143H85V144H87V146H86V150H87V153H90L89 155H93L94 157H96L95 155H99V154H101V151H102V148H100V146H99V143H100V141H101V127L99 126L100 124H99V122H98V120L97 119H93V118H96L95 116H93L94 114H92V113H89ZM36 115V116H35ZM57 115H58V119H56L57 118ZM38 116V117H37ZM3 117V118H2ZM47 117V118H46ZM54 117H55V119H54ZM6 120H5V119ZM50 118V119H49ZM61 118V120H62V122H61V120H59ZM191 118V117H190ZM190 118H186L185 119V124H188L189 122H191L192 120V118L190 119ZM3 119V120H2ZM54 121H53V120ZM195 118H193V120H194ZM49 120H50V122H49ZM188 120H189V122H188ZM52 121V122H51ZM57 121V124L55 123ZM98 122V123H97ZM187 122V123H186ZM51 125H50V124ZM59 123H60V125H59ZM64 123V124H63ZM200 123V122H199ZM11 124H12V126H11ZM46 124V125H45ZM54 124V125H53ZM67 126H66V125ZM201 125L203 124L202 122L200 123ZM56 125V126H55ZM73 125V126H72ZM75 125V126H74ZM8 126H9V128H8ZM53 126V127H52ZM55 126V127H54ZM60 126V127H59ZM64 126V128H62ZM69 126V127H68ZM11 127H12V129H13V127H14V129L12 130L11 129ZM38 127V126H37ZM37 127H34V131L37 129ZM50 127V128H49ZM52 127V128H51ZM58 127V128H57ZM66 127V128H65ZM68 127V128H67ZM75 127V128H74ZM95 127V128H94ZM100 127V128H99ZM36 128V129H35ZM42 128L44 129V130H42ZM19 129V130H18ZM46 129V130H45ZM48 129V130H47ZM61 129L60 130H57V131H60V132H62L61 131ZM96 129H98V130H96ZM15 130V131H14ZM16 130H18L17 132H21V136H19L18 134H15L16 133ZM28 130V129H27ZM78 130V131H77ZM23 131V132H22ZM34 131L32 132V133H34ZM43 131V132H42ZM47 132V133H45V132ZM49 131V132H48ZM73 131V132H72ZM9 132H11V133H9ZM51 132V133H50ZM215 131L213 130V133H214ZM25 133V134H24ZM63 133V132H62ZM100 133V134H99ZM73 134V135H74ZM10 135V136H11ZM34 135V134H33ZM100 135V136H99ZM33 137V138H32ZM23 138H27V139H23ZM32 138V139H31ZM19 139H18V142H19ZM24 140H26V142L24 141ZM31 141V142H28V141ZM86 140H85V142H86ZM97 140V141H96ZM12 141V140H11ZM72 141V140H71ZM70 141V142H71ZM99 141V142H98ZM17 142V143H18ZM28 142V143H27ZM69 142V143H70ZM12 143V142H11ZM25 143H27V144H25ZM30 143H32V144H30ZM25 144V145H24ZM30 144V145H29ZM35 144V146H33ZM22 145V146H21ZM209 146H211V147H216V148H218V149H221V147L220 146H217V145H215V144H208ZM17 146H19V147H17ZM25 146V147H24ZM98 146V147H97ZM23 147V148H22ZM67 147H68V145H67ZM67 147H66V149H67ZM88 147V148H87ZM95 147V148H94ZM22 148V149H21ZM187 147H185V154L187 153V154H189L191 151V148L189 149H186ZM89 149V150H88ZM99 149H101V150H99ZM68 150V149H67ZM92 150H93V152L95 151V152H97L98 150V154L97 153H93L92 154ZM222 150V149H221ZM66 151V150H65ZM90 151V152H89ZM47 153H48V151H46ZM103 152V151H102ZM228 155H229V157H230V166H231V171L229 170V172H227V174L226 175H224V177H221V181L222 182H229V183H233V184H237L238 182V184H241L240 186H243V187H247V190H249V189H251L250 191H254L255 189H254V187H255V185H254V183L255 182H257V181H255L256 180V176L251 172V171H249V169H248V166H247V161H246V159H243V158H236L235 156H231V154H229V153H227ZM197 157H198V155H197ZM95 159V158H94ZM94 159H92V161L89 163V165H88V167L86 168L87 170H86V173L87 174H85L84 176H83V178L84 179H80V178H75V180H73V181H71L70 182V184H69V186L67 187V189H66V191H64L65 193H66V195L65 196H67V199H69L68 201H66V200H64V199H59V197L56 199V198H53L56 194L54 193V195H52L51 197H50V194H53V191L52 192H50V194H48L49 195V197H48V195L46 196L47 198V200L43 197V199H42V197L41 198H38V200L37 199H34V198H26L25 196H26V192H27V190H26V188H25V185H27L26 183H27V180H26V178H25V176L24 175H21L22 174V172H21V174L19 175V177L21 176H23L22 178H19V181H18V184L20 185L19 186V189H18V192H16L15 194H17L16 196H17V198H19V196H20V200L22 201V203H24L25 204V206H27V205H30V211L28 210L27 211V213H26V216H25V218L23 219V218H21V220L20 221H22V222H20V223H22L24 226H26V227H28L27 229H28V233L27 232H25V234L27 233V234H31V232L32 233H35V234H38L39 232V230H40V228L41 229H46V230H49V232H51V231H53V230H51V229H53V228H55L56 229V234H60L61 236H63V235H66V237H70L69 239H66L64 242H63V240L61 241V238H59L60 240V244H59V246L61 247H59L58 246V248L56 247L53 251H51L47 246H45L44 248H43V250H42V252H40V256H42L43 258H45V259H47V258H54V259H56V258H58V256H59V254H67L65 257H63L62 259H60V262H59V264H70V260H71V257L73 258V256L75 257L77 254H69L68 253V246L69 245H71V243H73V242H77L78 241V237H80V239L81 240H83V241H81L80 243H81V245H82V248H84V250H85V252L87 253L86 254V256L84 257V258H78V260H77V264H132V263H129L128 262V259H126L125 258V254L123 253L124 252V249L125 248H122L121 250H120V248H121V246H124L123 244H121V246H119L120 248H119V250L115 247V249H117V250H115L116 252H114V257H108V256H106L101 262H100V260H101V258H97L98 257V247H99V245H97L98 243L96 242V238L95 237H89L90 235L89 234H87V233H85L84 231H82V230H80V229H77V228H74L75 226H76V218L77 217H74L73 215H71V211L69 210L70 209V203H69V201L70 202H76V204L77 205H79L80 207H82V211H83V214H85L84 215V217H86V219H85V222H86V220H87V214H88V209H86V203H87V201H88V197H87V195H85L84 194V190H85V187L87 186V183H88V181L89 180H92L93 179V177H94V175H96V174H98L99 173V171H100V169H95L94 167H96V165L94 166V164L97 162L96 160H94ZM98 163V162H97ZM39 163H37V164H33V165H29V166H25V168H23L22 170L24 171V170H27L28 172H30L31 170H35V168L36 169H38V170H40V171H48L47 173H49V168H48V166H43L41 163L38 165ZM233 165V166H232ZM235 165V166H234ZM34 166H35V168H34ZM37 166V167H36ZM40 166V167H39ZM27 167L29 168V169H27ZM46 167H47V169H46ZM95 169H93V168ZM40 168V169H39ZM45 168V169H44ZM89 169V170H88ZM92 169V170H91ZM94 170V171H93ZM97 170V171H96ZM260 170H261V173H262V175L264 176V169L263 168H261L260 167ZM32 172V171H31ZM93 172V173H92ZM178 173H180V171H177L176 172V175H178ZM217 173H215L214 174V177H213V179H212V181L214 180V178L216 179V177H217ZM253 176V177H252ZM208 178H209V176H208ZM88 181H87V180ZM21 180H22V182H21ZM24 180V181H23ZM26 180V181H25ZM49 181H50V179H48ZM81 180V181H80ZM190 180V179H189ZM205 182L207 181V179H205L204 180ZM211 181V182H212ZM21 182V183H20ZM42 182H40L39 184H41ZM188 183H189V181H188ZM187 183V184H188ZM83 184V185H82ZM250 184H253V185H250ZM257 185L259 184V183H256ZM189 185H191L192 187H196V184L194 183V182H191ZM259 186H260V184H259ZM21 187V188H20ZM27 187V186H26ZM44 187H46L45 185H44ZM194 187V188H195ZM80 188V189H79ZM82 188V189H81ZM84 188V189H83ZM256 188V187H255ZM68 190V191H67ZM23 191H25V192H23ZM20 192V193H19ZM49 192V191H48ZM68 192V193H67ZM78 192H79V194H78ZM21 194V195H20ZM19 195V196H18ZM80 197H79V196ZM186 195H187V199H190V194H189V190L187 191V193H186ZM23 196V197H22ZM86 197V198H85ZM22 198V199H21ZM48 198H50V200L48 199ZM43 200L42 202L40 201V200ZM45 199V200H44ZM86 199H87V201H86ZM25 200V201H24ZM48 200H49V202H48ZM27 201V202H26ZM47 202V203H46ZM79 202V203H78ZM5 203H7V202H4V204ZM29 203V204H28ZM41 204V205H40ZM61 204V205H60ZM6 205H9V206H6L7 208H5V211H3L4 209H2V208H0V221H2L5 217L4 216H6L4 213H7L8 211H6L8 208H10L11 207V205L10 204H6ZM81 205H83V206H81ZM2 207V206H1ZM69 208V209H68ZM2 210V211H1ZM13 210H15V208H13L12 209V207H11V210L9 211V213L11 212V213H13ZM43 211V212H42ZM60 211H62V212H60ZM69 211H70V213H69ZM4 212V213H3ZM59 212H60V214H59ZM43 215H42V214ZM58 213V214H57ZM90 213V212H89ZM7 215H8V213H7ZM95 216H97L96 214L94 215V218H96ZM4 217V218H3ZM10 218V217H9ZM9 218H5L4 220H10ZM92 218H93V216H92ZM2 219V220H1ZM75 219V220H74ZM6 220V221H7ZM198 220V218H195V221H197ZM24 221V222H23ZM38 221H40V222H38ZM88 221H89V219H88ZM92 221V220H91ZM89 222V223H91V229L94 231V233L95 234H99L101 231H100V229H101V227H99V223L98 222H95V223H97L98 225H96L95 223L93 224V221L92 222ZM35 222V223H34ZM39 223V224H38ZM87 223V222H86ZM28 224V225H27ZM93 224V225H92ZM47 225V226H46ZM64 225H66V226H64ZM98 226V227H96V226ZM42 226V227H41ZM39 229H37V228ZM48 227V228H47ZM64 227V228H63ZM32 228H34V230L32 229ZM67 228V229H66ZM74 230L75 232L74 233H71L70 231L71 230ZM29 230H30V232H29ZM35 230H37V231H35ZM13 231V230H12ZM11 231V232H12ZM99 231V232H98ZM37 232V233H36ZM109 233V232H108ZM54 234H55V232H54ZM68 235V236H67ZM55 239V237H53L52 238V240H54ZM27 240H28V238L26 237V238H24L23 240H21L20 241V245H19V247L20 248H22V246L27 242ZM120 241V240H119ZM63 242V243H62ZM96 242V243H95ZM48 244V243H47ZM131 243L128 241V243L126 244V245H130ZM49 245V244H48ZM38 246V247H37ZM40 244H36V245H30L28 248V251H27V253L29 254L30 253V255H31V257H32V259L35 257V256H33L34 255V252L36 253L37 251L36 250H40ZM84 246V247H83ZM98 246V247H97ZM42 247V246H41ZM141 247H143L144 249H145V245H143V246H141ZM37 248H39V249H37ZM234 249H233V247L232 246H227V247H225V249H223L222 248V251H220L219 252V258H220V260L221 259H223V261H221V262H223L222 264H239V261H238V259L236 260L234 257H238V255H237V253L235 252V251H233ZM61 251V252H60ZM46 252V253H45ZM49 252V253H48ZM236 254H235V253ZM43 253L45 254L44 256H43ZM29 255V256H30ZM235 255V256H234ZM237 255V256H236ZM48 256V257H47ZM70 257V258H69ZM20 253L19 254H17L16 256H15V261H13V264H33L30 260H26V259H23V258H20ZM202 259V258H201ZM20 260H21V262H20ZM107 260V261H106ZM194 260V259H193ZM100 262V263H99ZM104 262H106V263H104ZM2 264H6V261H3V263ZM36 264H38V263H36ZM195 264H200V263H195Z\"/></svg>", "mask_w": 264, "mask_h": 264}, {"label": "flooded vegetation", "instance_id": "flooded-vegetation-1", "mask_svg": "<svg viewBox=\"0 0 264 264\" xmlns=\"http://www.w3.org/2000/svg\"><path fill=\"white\" fill-rule=\"evenodd\" d=\"M201 1H203V0H201ZM206 1V0H205ZM209 2H212V4H215V3H217V0H214V1H211V0H208ZM207 1V2H208ZM219 1V0H218ZM208 2V3H209ZM214 2V3H213ZM189 3V4H188ZM188 3H186V7H188V8H191V7H193L194 8V6L193 5H197V6H199V9H201V10H203V11H206V10H208V8H210V5H208V4H205L204 3V1L203 2H200V4H199V2H193V3H191V2H188ZM197 3V4H196ZM191 6V7H190ZM203 7V8H202ZM206 8V9H205ZM202 16H204V15H202Z\"/></svg>", "mask_w": 264, "mask_h": 264}]
</instances>
